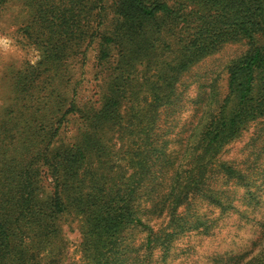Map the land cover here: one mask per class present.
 Returning <instances> with one entry per match:
<instances>
[{
	"label": "trees",
	"instance_id": "obj_1",
	"mask_svg": "<svg viewBox=\"0 0 264 264\" xmlns=\"http://www.w3.org/2000/svg\"><path fill=\"white\" fill-rule=\"evenodd\" d=\"M111 1L109 35L97 31V21L106 20ZM28 5V28L44 47L47 70L92 42L95 22L97 59L105 60L113 46L122 51L108 93L99 107L85 113V128L68 149L53 153L57 147H52L50 156L39 157L36 149H21L12 158L4 150L0 156V264H41L35 257L50 251L59 238L60 215L68 210L82 217L85 264H114L126 226L146 230L148 246L153 240L151 226L137 213L138 197L151 166L156 110L172 103L177 77L185 69L223 43L248 42L228 67L227 93L200 132L191 151L196 153L184 163L183 174H174L169 210L175 212L200 187L221 148L264 115V0H29ZM161 30L170 37L163 55L152 60L150 76L137 80L132 68L143 60V68L149 66L146 52ZM30 136L24 129L22 137ZM37 158L53 178L44 195L39 194ZM224 170L227 177L238 178L235 169ZM258 236L264 238V221ZM260 251L228 264H264V248Z\"/></svg>",
	"mask_w": 264,
	"mask_h": 264
},
{
	"label": "rangeland",
	"instance_id": "obj_2",
	"mask_svg": "<svg viewBox=\"0 0 264 264\" xmlns=\"http://www.w3.org/2000/svg\"><path fill=\"white\" fill-rule=\"evenodd\" d=\"M28 3L4 0L0 4L1 157L4 150L12 158L21 149H36L37 156H50L52 147H57L53 153L68 149L77 132L85 128V113L99 107L108 93L122 51L113 46L105 60L97 59V31L110 35L114 27L111 9L115 3L111 1L106 20L97 21L99 30L95 31L94 23L93 41L85 44L87 40L74 49L71 58L47 70L44 47L29 30L33 28H28ZM163 32L154 35V46L146 52L151 58L149 66L144 69L143 60L132 68L137 80L150 76L152 60L156 63V58L161 59L163 43L170 40ZM247 48L246 39L229 41L190 65L177 77L172 103L156 110L149 139L151 166L140 190L137 212L151 226L153 240L148 246L146 230L126 226L119 234L114 264H228L239 255L249 258L261 253L264 238L258 234L264 221V115L226 143L206 170L200 187L175 212L169 210L174 174H183L184 163L196 153L191 151L200 132L227 93L228 67ZM24 129L31 133L27 139L22 137ZM44 164L39 159L40 195L53 187ZM227 167L239 173L237 179L225 175ZM82 225L79 214L70 210L62 213L59 238L53 239L50 251L41 252L36 261L85 264Z\"/></svg>",
	"mask_w": 264,
	"mask_h": 264
}]
</instances>
